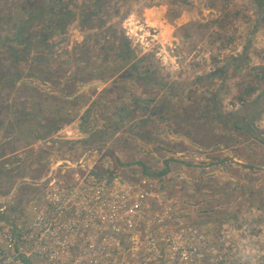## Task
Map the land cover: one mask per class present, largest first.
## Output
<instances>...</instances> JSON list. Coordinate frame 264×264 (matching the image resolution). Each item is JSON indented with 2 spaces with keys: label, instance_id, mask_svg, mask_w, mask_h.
<instances>
[{
  "label": "rangeland",
  "instance_id": "rangeland-1",
  "mask_svg": "<svg viewBox=\"0 0 264 264\" xmlns=\"http://www.w3.org/2000/svg\"><path fill=\"white\" fill-rule=\"evenodd\" d=\"M62 7L78 19L92 10L95 27L74 18L64 33L47 31L48 12ZM45 33L47 49L35 48ZM93 82L101 85L69 101ZM247 84L256 91L238 100ZM189 119L228 132L231 151L203 159L205 178L177 182V192L218 235V264H264V0H0V128L5 121L22 150L0 167V200L22 178L40 179L51 153L68 155L74 143L52 139L77 121L94 132L90 145L132 160L127 139L151 140L157 153L168 134L190 132ZM32 193L18 188L20 200Z\"/></svg>",
  "mask_w": 264,
  "mask_h": 264
},
{
  "label": "built area",
  "instance_id": "built-area-1",
  "mask_svg": "<svg viewBox=\"0 0 264 264\" xmlns=\"http://www.w3.org/2000/svg\"><path fill=\"white\" fill-rule=\"evenodd\" d=\"M93 134L80 121L58 132L53 141L74 143L68 155L51 153L40 179L22 178L1 201L0 264H218V235L198 221V204L161 176L152 145L138 139L133 150L155 166L109 144L90 145ZM22 185L39 193L20 200Z\"/></svg>",
  "mask_w": 264,
  "mask_h": 264
},
{
  "label": "crops",
  "instance_id": "crops-1",
  "mask_svg": "<svg viewBox=\"0 0 264 264\" xmlns=\"http://www.w3.org/2000/svg\"><path fill=\"white\" fill-rule=\"evenodd\" d=\"M151 87L154 88V90L155 89L164 90V88L160 87L159 85L153 84ZM97 95H99V93H94L91 100L87 101L88 104L86 105L87 107L83 109L84 112L90 108L92 101L97 97ZM79 97L81 96H78L75 99ZM82 99H84V97L81 98L80 100ZM72 100L69 99V101H72ZM157 100L158 99L153 100L151 102H153V104H156ZM160 120L164 121V117H160ZM189 121L188 120L186 121L188 125H190V123L194 124L193 119H189ZM200 121L201 120H199L198 122L199 127L190 125V129H189L190 132H188L189 135L188 133H181V134L177 133V135H174L175 139L173 141L166 139V141L162 143L163 145L156 146L155 148L161 161H163L164 163L163 165L164 167L163 169H161L162 170L161 176L165 177L166 179L170 177L172 183L175 182V184L179 185L177 182H186L184 185L186 187L187 186L190 187V186H194L195 184H200V181L205 178L204 176L205 172L203 169H205L204 167L207 166V163L206 162H192L191 160H188V157L190 155H197V156L202 157V159L209 158V159L214 160L213 158L214 155L220 154L223 157V156L228 155L229 151H231L230 148L224 144V140L226 139L225 136L228 132H224L222 129L221 130L219 129L220 131L213 130L212 132H209V131L206 132L205 128L202 129V127H200L201 125ZM4 122L2 123V126L0 128V167L1 169L8 168L10 165L6 163V160L9 159L11 156H15L19 152L22 151L21 147H16V145L12 144L14 142H11L12 140H15L14 139L16 137L15 134L9 135L7 137L5 136ZM198 129L202 130L203 133L198 132L197 131ZM236 134L237 133H233V135H236ZM127 140H128L127 141L128 143L126 145L129 147V149L130 150L135 149L134 148L135 146H133L134 143L129 144V142H131L132 140L131 141H129L130 139H127ZM140 140L142 141L141 138ZM150 141L151 140H149V142L147 143L146 142L144 143L146 145L151 146L152 143ZM133 153L136 158L141 157L144 164L153 165V166L158 165V163H156L154 159L149 157L148 154H140L139 152H136L134 150H133ZM180 154L184 156L182 157L180 156ZM187 154H189V156H187ZM134 156L132 158H134ZM237 164H240V163L238 162ZM13 165L15 164L13 163ZM174 165H178V172H176L177 175L184 174L185 180L181 181L178 178L177 180H175V176L172 175L171 170H170L173 168ZM0 182H2V178H0ZM190 189H192V191L195 190L193 187ZM193 193H196L195 194L196 196L206 194L205 192L198 193L196 191ZM3 199L0 200V203L1 201H3Z\"/></svg>",
  "mask_w": 264,
  "mask_h": 264
},
{
  "label": "trees",
  "instance_id": "trees-1",
  "mask_svg": "<svg viewBox=\"0 0 264 264\" xmlns=\"http://www.w3.org/2000/svg\"><path fill=\"white\" fill-rule=\"evenodd\" d=\"M41 7H42V5H41ZM69 10H70L69 7L68 8L62 7L61 9H59L57 11V13H54L53 9H52V12L49 11L48 13L50 14L51 18L44 25L45 26L44 28H46V30L51 32V33H53L54 31H59L61 33H64L73 24L74 18H75V20H78L77 21L78 24H84V23L92 24V21H90L91 17L94 14V12L92 10H89L88 12H86L85 15L82 16L80 19L76 18V16L73 15V13H71ZM92 25H90V27L89 26L88 27L90 29H92L95 27L96 23L94 22V25L93 26ZM46 34L47 33H45V35H43L42 38L38 39V41L35 43V46H34L35 48L44 49V50L47 49L48 44H47L46 40L50 39V37H49L50 34L49 35H46ZM26 45H27V47L24 49V50H26L25 53H27L31 49V45L29 43H27ZM9 49L10 50L8 52L7 57L9 59L14 58L15 59L14 63L20 62L23 59V57H16L17 53H16L15 49H13L11 47H9ZM63 88L65 89L68 87L65 85ZM255 91H256L255 87L250 85V84H247L245 89H241L240 87H238V91H237V95H236L237 99L241 100L244 95L250 97Z\"/></svg>",
  "mask_w": 264,
  "mask_h": 264
},
{
  "label": "water",
  "instance_id": "water-1",
  "mask_svg": "<svg viewBox=\"0 0 264 264\" xmlns=\"http://www.w3.org/2000/svg\"><path fill=\"white\" fill-rule=\"evenodd\" d=\"M101 83L99 82H93V83H90V84H86V85H83L81 86L78 91L73 95L72 98H69V99H74L78 96H81L83 93L87 92L88 90L90 89H93L95 87H98ZM32 86H35L34 84H31Z\"/></svg>",
  "mask_w": 264,
  "mask_h": 264
},
{
  "label": "bare ground",
  "instance_id": "bare-ground-1",
  "mask_svg": "<svg viewBox=\"0 0 264 264\" xmlns=\"http://www.w3.org/2000/svg\"><path fill=\"white\" fill-rule=\"evenodd\" d=\"M150 27H152V26H150ZM142 31V30H141ZM144 35V34H143ZM141 37V36H140ZM143 37V36H142ZM143 39V38H142ZM146 40V39H145Z\"/></svg>",
  "mask_w": 264,
  "mask_h": 264
}]
</instances>
